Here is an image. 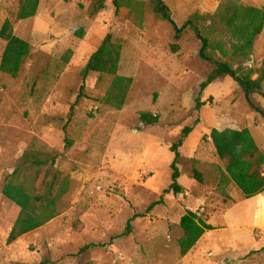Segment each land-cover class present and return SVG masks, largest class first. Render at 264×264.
<instances>
[{
  "label": "rangeland",
  "instance_id": "rangeland-1",
  "mask_svg": "<svg viewBox=\"0 0 264 264\" xmlns=\"http://www.w3.org/2000/svg\"><path fill=\"white\" fill-rule=\"evenodd\" d=\"M84 1L40 0L36 16L19 21L18 0H0V26L9 20L32 48L16 79L0 73V264H264V191L245 199L226 181L209 138L212 129L246 128L264 152L263 119L230 78L209 85L195 109L199 85L213 66L199 59L191 30L174 39L172 26L152 12V0H129L134 8L124 15L107 0L95 17L80 9ZM162 1L181 28L193 13L213 14L224 0ZM239 2L264 7V0ZM77 25L84 28L82 39L70 33ZM108 34L122 46L118 74L132 79L121 110L101 103L110 77L81 76ZM4 46L0 40V57ZM67 50L72 55L64 62ZM263 59L264 28L245 65L258 70ZM254 98L264 109V100ZM143 112L157 123L144 126ZM185 127L192 131L178 150L183 191L165 194L169 147ZM24 155L55 156L53 171L67 177L68 190L56 217L7 243L18 208L1 189ZM194 171L202 183L193 180ZM187 210L213 230L180 257L179 220ZM133 214L142 217L125 236ZM90 244L95 247L83 249Z\"/></svg>",
  "mask_w": 264,
  "mask_h": 264
},
{
  "label": "trees",
  "instance_id": "trees-1",
  "mask_svg": "<svg viewBox=\"0 0 264 264\" xmlns=\"http://www.w3.org/2000/svg\"><path fill=\"white\" fill-rule=\"evenodd\" d=\"M107 0H85L80 3V9H86L90 17L97 16L105 9ZM40 0H18L16 20L23 21L36 16ZM116 15H124L125 11L134 8V2L129 0H112ZM152 12L160 19L170 24L178 40L183 31L191 30L200 42L198 57L213 66L207 77L199 85L198 96L195 99V109L202 106L200 96L206 88L217 80L232 79L241 90L247 106L264 121V109L255 100L259 95L264 100L262 91L264 84V59L261 67L254 70L245 65L252 55L255 39L264 28V7L258 8L240 4L239 0H224L213 14L200 15L193 13L178 28L169 16L167 6L162 0H152ZM70 33L82 39L85 35L82 26H74ZM0 40L5 43L0 57V73L16 79L24 64L32 56L30 44L14 34L13 25L5 20L0 26ZM122 46L108 34L97 50L89 57L81 71L84 79L90 73H96L99 80L103 76L111 78L109 86L101 99V103L114 110H121L126 102L132 85V79L118 74ZM173 53L178 47L171 46ZM72 55L67 50L62 59L68 62ZM256 75V78L254 76ZM83 85L80 90L82 91ZM81 94H79L78 98ZM139 121L144 126H153L157 119L141 113ZM192 131L185 127L181 138L169 147L173 155L170 163V185L164 192L179 195L183 188L179 185L180 173L178 160L179 148ZM209 138L218 159L223 163V177L232 183L245 199H250L264 191V152L257 146L248 129H212ZM24 155L14 171L8 175L1 189L4 198L18 208L17 217L7 237V243H12L24 235L42 227L57 215V202L68 190V179L57 171H53L55 156L34 157ZM34 167V173L26 177L29 168ZM202 183L201 176L196 171L192 177ZM142 215L133 214L125 224L124 235L131 231V223ZM181 236L177 241L178 253L184 257L200 240L203 234L213 230L212 226L201 219L196 212L186 211L179 220ZM95 247L90 244L83 249ZM40 264H49L41 262Z\"/></svg>",
  "mask_w": 264,
  "mask_h": 264
},
{
  "label": "crops",
  "instance_id": "crops-1",
  "mask_svg": "<svg viewBox=\"0 0 264 264\" xmlns=\"http://www.w3.org/2000/svg\"><path fill=\"white\" fill-rule=\"evenodd\" d=\"M217 130H218V129H217ZM219 131H221V130H219ZM181 148H182V147H181ZM179 154H180V153H179ZM169 166H170V165H169ZM170 175H171V174H170ZM180 176H181V175H180ZM183 176H184V175H183ZM184 178H185V176H184ZM193 180H194V179H193ZM193 180H191V181H193ZM178 183H179L180 186L183 185L182 182H181L180 177H179V179H178ZM181 187H182V186H181ZM261 194H262V193H260V194H258V195H261ZM258 195H256V196H258ZM211 231H212V230H211ZM207 232H210V231H207ZM205 233H206V232H205ZM205 233L203 234V236L205 235ZM203 236H202V237H203ZM202 237L200 238V240L202 239ZM200 240H199V241H200ZM199 241H198V242H199ZM198 242H197V243H198ZM197 243H196V244H197ZM194 247H195V246H194ZM194 247H193V248H194ZM193 248H192V249H193ZM192 249H191V250H192ZM191 250H190V251H191ZM190 251H189V252H190ZM189 252H188V253H189ZM188 253H187V254H188ZM187 254H186V255H187ZM186 255H185V256H186Z\"/></svg>",
  "mask_w": 264,
  "mask_h": 264
}]
</instances>
